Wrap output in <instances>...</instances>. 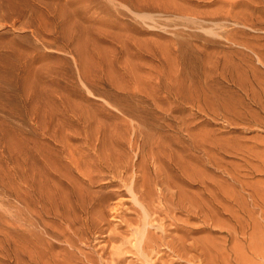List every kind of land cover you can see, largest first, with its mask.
Segmentation results:
<instances>
[{
  "label": "rangeland",
  "instance_id": "obj_1",
  "mask_svg": "<svg viewBox=\"0 0 264 264\" xmlns=\"http://www.w3.org/2000/svg\"><path fill=\"white\" fill-rule=\"evenodd\" d=\"M0 264H264V0H0Z\"/></svg>",
  "mask_w": 264,
  "mask_h": 264
},
{
  "label": "bare ground",
  "instance_id": "obj_2",
  "mask_svg": "<svg viewBox=\"0 0 264 264\" xmlns=\"http://www.w3.org/2000/svg\"><path fill=\"white\" fill-rule=\"evenodd\" d=\"M5 26V25H4Z\"/></svg>",
  "mask_w": 264,
  "mask_h": 264
}]
</instances>
